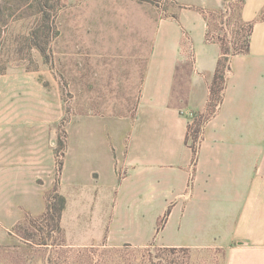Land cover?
<instances>
[{
  "label": "crops",
  "instance_id": "1",
  "mask_svg": "<svg viewBox=\"0 0 264 264\" xmlns=\"http://www.w3.org/2000/svg\"><path fill=\"white\" fill-rule=\"evenodd\" d=\"M175 1L183 7L155 20L153 34L138 32L139 44L115 49L128 62L84 68V85L89 76L103 79L106 105L96 125L87 124L97 140L84 145L98 151L100 166L80 179L96 185L100 212L119 214L106 226L110 243L148 244L154 214L169 212L163 245L219 248L226 264H264V0H243L250 49L230 56L217 93L222 43L209 12L229 0ZM195 123L203 137L193 144ZM23 138L0 126L6 227L48 209L46 185L37 182L44 153ZM69 170L67 180H76Z\"/></svg>",
  "mask_w": 264,
  "mask_h": 264
},
{
  "label": "rangeland",
  "instance_id": "2",
  "mask_svg": "<svg viewBox=\"0 0 264 264\" xmlns=\"http://www.w3.org/2000/svg\"><path fill=\"white\" fill-rule=\"evenodd\" d=\"M241 3L229 0L208 11L211 31L234 48L248 34L239 28ZM182 7L175 0H0V126L23 134L25 147L35 145L44 153L37 182L46 185L51 205L13 227L0 216V264H226L223 249L163 245L169 212L154 214L148 244L110 243L106 226L119 214L100 212L96 185L80 179L100 166L98 151L84 145L97 140L87 124L95 126L106 105L103 79L91 83L89 76L84 85V68L90 72L88 65L104 60L128 62L116 57L115 49L139 44L141 31L153 34L155 20ZM106 50L111 53L104 58ZM191 126L195 144L203 133L195 132L196 123ZM68 166L76 180H67ZM62 197L67 208L59 216Z\"/></svg>",
  "mask_w": 264,
  "mask_h": 264
},
{
  "label": "trees",
  "instance_id": "3",
  "mask_svg": "<svg viewBox=\"0 0 264 264\" xmlns=\"http://www.w3.org/2000/svg\"><path fill=\"white\" fill-rule=\"evenodd\" d=\"M243 3V0H242ZM242 3L240 6V12L242 9ZM238 21L240 23L239 28L240 29H245V27L247 28V32L248 34L246 35V40L244 42V44L240 47L234 48L233 46L229 45V43H232L230 40H228L226 37H220L219 40L222 43V57L220 58L219 61V65H218V72L216 73L215 79H214V85L212 87V93H217L218 91V86L223 82L224 80V72L226 71V69L228 68V61L230 56L238 54V53H246L249 51L250 49V33H251V29H252V25L253 23H244L240 20V16H238ZM208 39H211V33H208ZM190 128H192V126H190ZM194 129V126H193ZM200 130L199 125H196L195 128V132L198 133ZM192 136H190V129H189V134H188V140H192L191 139ZM195 137V134H193V139ZM63 200V204L58 212L59 216H61V211H63V209H65L66 207V199L64 197H62ZM51 206V205H50ZM50 206H48V210H50Z\"/></svg>",
  "mask_w": 264,
  "mask_h": 264
},
{
  "label": "built area",
  "instance_id": "4",
  "mask_svg": "<svg viewBox=\"0 0 264 264\" xmlns=\"http://www.w3.org/2000/svg\"><path fill=\"white\" fill-rule=\"evenodd\" d=\"M191 115H192V114H190V117H191ZM192 117H193V116H192ZM192 117H191V118H192Z\"/></svg>",
  "mask_w": 264,
  "mask_h": 264
}]
</instances>
